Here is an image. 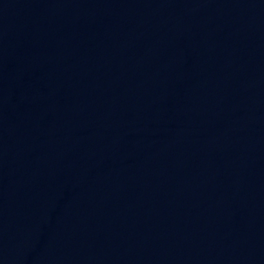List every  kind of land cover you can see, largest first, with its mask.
<instances>
[{
	"label": "water",
	"instance_id": "obj_1",
	"mask_svg": "<svg viewBox=\"0 0 264 264\" xmlns=\"http://www.w3.org/2000/svg\"><path fill=\"white\" fill-rule=\"evenodd\" d=\"M0 264H264V0H0Z\"/></svg>",
	"mask_w": 264,
	"mask_h": 264
}]
</instances>
